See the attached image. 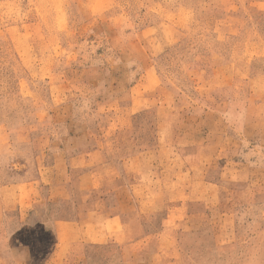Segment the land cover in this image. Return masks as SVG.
<instances>
[{
  "label": "rangeland",
  "instance_id": "1",
  "mask_svg": "<svg viewBox=\"0 0 264 264\" xmlns=\"http://www.w3.org/2000/svg\"><path fill=\"white\" fill-rule=\"evenodd\" d=\"M39 177L136 183L177 264H264V0H0V187Z\"/></svg>",
  "mask_w": 264,
  "mask_h": 264
},
{
  "label": "crops",
  "instance_id": "2",
  "mask_svg": "<svg viewBox=\"0 0 264 264\" xmlns=\"http://www.w3.org/2000/svg\"><path fill=\"white\" fill-rule=\"evenodd\" d=\"M41 181L39 177L14 187H0V264H92L85 246L106 250L120 247L124 264H177L167 255V241L175 240L168 235L166 222L149 230L145 214L120 206L123 201L118 190L135 189L136 183L117 186L116 206L108 208L94 182L79 181L77 193L58 180L47 182L44 188L48 192L42 197ZM40 203L43 206L39 209ZM10 221L15 224L13 228L7 227ZM40 225L46 236L55 239L37 262L34 247L20 243L19 238L24 230Z\"/></svg>",
  "mask_w": 264,
  "mask_h": 264
}]
</instances>
